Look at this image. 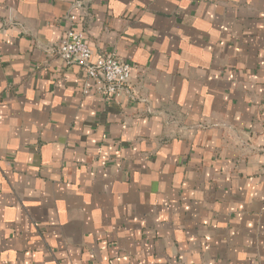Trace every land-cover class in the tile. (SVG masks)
Wrapping results in <instances>:
<instances>
[{
	"label": "crops",
	"instance_id": "0c3cea01",
	"mask_svg": "<svg viewBox=\"0 0 264 264\" xmlns=\"http://www.w3.org/2000/svg\"><path fill=\"white\" fill-rule=\"evenodd\" d=\"M0 0V264H264V0Z\"/></svg>",
	"mask_w": 264,
	"mask_h": 264
},
{
	"label": "built area",
	"instance_id": "2783aa9c",
	"mask_svg": "<svg viewBox=\"0 0 264 264\" xmlns=\"http://www.w3.org/2000/svg\"><path fill=\"white\" fill-rule=\"evenodd\" d=\"M83 10V3L75 0L68 14V28L58 42L56 53L64 66L76 67L84 74L83 95L95 94L107 100L121 97L130 81L131 65L112 55L91 61L92 52L85 43L83 33L74 28L77 17L84 15ZM262 156L264 159V149Z\"/></svg>",
	"mask_w": 264,
	"mask_h": 264
}]
</instances>
